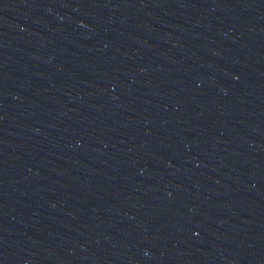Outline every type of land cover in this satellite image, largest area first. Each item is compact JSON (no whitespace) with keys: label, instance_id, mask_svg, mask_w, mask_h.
Wrapping results in <instances>:
<instances>
[{"label":"water","instance_id":"1","mask_svg":"<svg viewBox=\"0 0 264 264\" xmlns=\"http://www.w3.org/2000/svg\"><path fill=\"white\" fill-rule=\"evenodd\" d=\"M0 264H264V0H0Z\"/></svg>","mask_w":264,"mask_h":264}]
</instances>
